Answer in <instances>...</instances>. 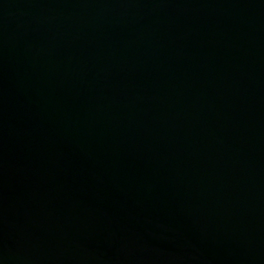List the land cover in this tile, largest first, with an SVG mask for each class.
I'll return each mask as SVG.
<instances>
[{
    "label": "water",
    "instance_id": "1",
    "mask_svg": "<svg viewBox=\"0 0 264 264\" xmlns=\"http://www.w3.org/2000/svg\"><path fill=\"white\" fill-rule=\"evenodd\" d=\"M0 264H264V0H0Z\"/></svg>",
    "mask_w": 264,
    "mask_h": 264
}]
</instances>
